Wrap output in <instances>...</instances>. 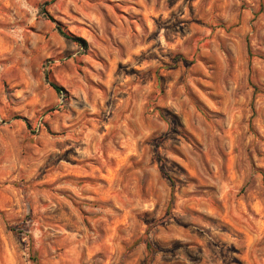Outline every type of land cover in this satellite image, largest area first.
Listing matches in <instances>:
<instances>
[{
    "label": "rangeland",
    "instance_id": "obj_1",
    "mask_svg": "<svg viewBox=\"0 0 264 264\" xmlns=\"http://www.w3.org/2000/svg\"><path fill=\"white\" fill-rule=\"evenodd\" d=\"M0 264H264V0H0Z\"/></svg>",
    "mask_w": 264,
    "mask_h": 264
},
{
    "label": "trees",
    "instance_id": "obj_2",
    "mask_svg": "<svg viewBox=\"0 0 264 264\" xmlns=\"http://www.w3.org/2000/svg\"><path fill=\"white\" fill-rule=\"evenodd\" d=\"M47 18H48L49 20H51V21L55 24L56 31L58 32V34H59L62 38L66 39V40H68V41H72V42H74V43H79V42H81L79 38H75V37H73L72 35H70L68 32H66L65 29H64L60 24H58L57 22H55V21H54L49 15H47ZM45 80H46V82L48 83L49 87L52 88L53 91H54L56 94H61V93H62L63 89H62L59 85H57L55 82H53L52 80L49 79V75H48V73L45 74ZM170 207H171V203H170V205H169V207H168V209H167L166 217H167L168 214H169ZM148 250H150L149 247H148ZM151 253H152V252H150V255H151Z\"/></svg>",
    "mask_w": 264,
    "mask_h": 264
}]
</instances>
